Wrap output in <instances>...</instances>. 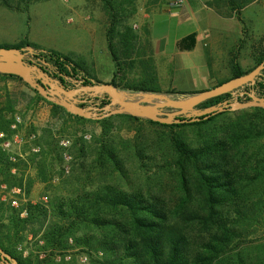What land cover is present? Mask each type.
<instances>
[{
	"label": "trees",
	"instance_id": "obj_1",
	"mask_svg": "<svg viewBox=\"0 0 264 264\" xmlns=\"http://www.w3.org/2000/svg\"><path fill=\"white\" fill-rule=\"evenodd\" d=\"M105 3L109 5L106 0ZM108 8L114 23L115 10ZM195 46L196 34L178 43L181 52L193 51ZM1 48L22 50L29 64L47 63L46 71L67 89L75 83L82 87L101 84L88 78L84 69L71 58L55 51L40 49L29 42ZM109 49L119 68L120 60L112 42ZM254 55L256 68L264 64V48L256 50ZM231 70V79H234L254 69L243 70L233 58ZM0 78L22 81L17 76L1 73ZM245 88L264 99V71L254 85ZM135 90L161 94L154 87L141 86ZM5 97L0 94V132L11 138L17 133L12 129L16 124L15 108L11 96ZM106 99L101 101L102 106L110 105L107 95ZM230 100L231 94H226L196 109L219 107ZM250 101L247 98L241 103ZM51 105L54 114L65 113L86 121L55 103ZM227 114L234 117L216 129L212 124ZM147 121L167 132L165 143L171 156L161 163L153 162L156 157L144 156L141 151L136 157L142 167H145V159H151L158 171L171 173L175 189L173 198L161 196L159 190L145 191L131 185L128 168L111 143L105 140L108 120L104 119L98 121L103 134L93 166L112 168V177L118 174L122 184H116L113 179L84 186L67 196L57 195L51 200L50 209L30 203L21 209L0 204V216L7 221L0 225V249L13 256L11 248L20 238L19 227L36 221L42 229V248L64 251L72 239L76 246L101 250L106 255L104 264H264V109L227 111L207 119L203 117L195 123L164 125ZM188 129L197 131L198 141H189ZM39 166V177L46 182L49 166L46 162ZM19 167L20 163L11 162L0 148V175L5 183L23 187L20 174H12L13 168ZM27 194H30V187ZM25 210L27 218H21ZM18 262L45 264L46 260L36 263L29 258ZM0 264L4 263L0 261Z\"/></svg>",
	"mask_w": 264,
	"mask_h": 264
},
{
	"label": "rangeland",
	"instance_id": "obj_2",
	"mask_svg": "<svg viewBox=\"0 0 264 264\" xmlns=\"http://www.w3.org/2000/svg\"><path fill=\"white\" fill-rule=\"evenodd\" d=\"M107 1L109 5H106L105 0H0V46L12 47L21 42H29L40 49L55 51L69 58L79 56L80 63H84L88 47L93 50L94 56L98 55L101 59L102 67L106 71L105 77L117 74L114 79L115 86L112 82L109 84L114 87L120 98L130 102L144 101V104L150 106L162 102L152 96V93L137 91L135 88L141 87L146 80L142 70L146 67L149 56L148 45L143 38L148 35L153 20L162 22V26L178 23L175 17L169 18L168 23L165 20L171 16L168 7L171 0ZM203 1L201 8H206L202 14H211L212 9L219 3ZM193 2L197 1L190 0L189 4ZM227 2L230 15L238 19H241L242 10L245 8L246 11H264V0ZM109 6L115 10L114 23L110 18ZM194 9L197 10L198 7ZM257 15L251 18L254 25L243 21L244 39L238 42L235 49L234 60L247 72L256 68L255 51L264 48V35L260 34L264 30V22L259 23ZM187 20H183V30L193 28L194 22ZM213 24L215 27L219 25L217 22ZM158 33L153 32L151 36L160 35ZM105 37L109 43H113L114 51L120 60L119 68L112 59ZM230 43H233V40H230ZM28 49L31 48L26 50ZM199 55L196 53L187 57L188 62L183 68L189 71L188 74L178 72V69L182 68L178 63L171 67L173 73L165 85L176 87L177 92H162V98L180 100L182 97L191 98L211 90L209 72ZM218 75H215L214 79L220 81ZM88 78L93 80L89 75ZM78 88H82L81 84ZM35 91L24 80L0 78V94L3 98H6L7 94L11 96L15 117L20 119L15 156H8L11 162L20 163L19 168H13L12 174H20L25 192V196L20 198L21 207L15 209L26 208L29 203L50 209L51 200L57 195L67 196L84 186L110 182L113 179L116 184H122L118 174L112 177V168L97 169L93 166L103 134L102 125L98 121L104 119L108 120L105 140L111 143L117 156H121L122 162L128 168L131 185L145 191L159 190L158 194L161 196L173 198V176L154 168L156 161L161 163L163 159L171 156L165 143L167 132L151 126L147 121L149 119L135 112L112 114L119 107L102 106L101 101L107 100V94L104 92L87 90L77 96L79 100L87 103L85 108H91L95 116L103 117L101 120L79 121L65 113L54 114L51 105L53 102L42 100ZM232 117L234 115L227 114L218 118L212 125L216 129L222 128L227 119ZM187 136L190 142L198 141L197 131L193 129L187 130ZM63 140L70 141L71 146L64 148L61 145ZM34 148H39L40 151L35 152ZM139 151L144 156L156 157L153 161L155 163L151 159H145V167H142L136 157ZM65 154L71 156V159L67 160ZM13 157L16 161L12 160ZM41 162H46L49 166L46 182L39 177ZM0 183H5L1 175ZM6 184L11 188L19 187ZM29 187L30 194H27ZM44 196H48V203L42 201ZM0 204L12 207L7 202L0 201ZM27 215L25 210L21 218H27ZM6 222L0 216V225ZM19 230L22 240L19 238L11 248L13 256L10 255L17 261H26L29 258L36 263L46 260L45 264H104L106 261V255L101 250L76 246L72 239L69 241V248L64 251L42 248V229L36 221L19 227Z\"/></svg>",
	"mask_w": 264,
	"mask_h": 264
},
{
	"label": "crops",
	"instance_id": "obj_3",
	"mask_svg": "<svg viewBox=\"0 0 264 264\" xmlns=\"http://www.w3.org/2000/svg\"><path fill=\"white\" fill-rule=\"evenodd\" d=\"M196 1V3L193 2L189 4V0L186 6L181 10L169 9L171 16L165 18V20L168 23L169 18L175 17L178 22L175 25L165 24L162 26V22L158 23L157 20H153L152 26L149 27L148 35H145L143 38L144 42L148 45L149 57L147 65L144 68L145 70H142L143 75L146 77L142 86L157 88L161 93L177 92L176 87H171V85L168 87L165 85L167 79L172 76L171 74L173 71L171 70V67L178 63V65L180 64V67H182L178 69V72L180 71L179 73L188 74L189 71L186 69L184 70L183 67L185 63L188 62L187 57L196 53L200 54L199 57L204 65H206L209 72V87L211 89L220 86L232 78L231 60L235 56V49L238 46V42L244 39L243 21H249L254 25V20L252 21L251 18L255 14H258V22L262 23L264 22V11H251L248 9L246 11L245 8L242 10L243 13L241 19H238L235 16L230 15L227 0H206L210 2L218 1L219 3L217 7L212 9L211 14H202L201 12L206 8L204 5V8H201L204 1ZM194 7H198V9L195 10ZM184 18H187V21L194 22L191 30L182 29ZM214 22H217L219 25L215 27L213 24ZM153 32H159L158 34L160 35L152 37L151 33ZM192 34H196L195 49L193 51L181 52L178 49V43ZM260 34L263 36L264 30L260 32ZM230 40H233V43H230ZM106 41L109 50V42L107 38ZM92 51V49H88L87 47V56L83 61L84 63H80L79 60L81 58L79 56L71 57V59L80 65L85 73L94 81H99L102 84L111 83L114 79L115 73H113V77H105L104 74L106 71L102 67L103 63H101V59H99L98 55L94 56V54H92ZM217 74H219L220 81L214 79V76ZM186 98L188 97H182L181 100ZM16 142V140L13 142V153H15Z\"/></svg>",
	"mask_w": 264,
	"mask_h": 264
},
{
	"label": "water",
	"instance_id": "obj_4",
	"mask_svg": "<svg viewBox=\"0 0 264 264\" xmlns=\"http://www.w3.org/2000/svg\"><path fill=\"white\" fill-rule=\"evenodd\" d=\"M28 51L31 52L32 50L28 49ZM26 58L27 54L22 50L1 48L0 73L21 78L45 99L64 107L70 114L84 119H103L102 116H95L91 108H84L79 105L81 101L77 96L87 90H92L95 93H106L110 98V105L108 106L116 105L119 107L118 110H115L112 114L135 112L141 114L152 122L164 125L195 123L199 122L203 117L207 119L210 116L225 113L227 111L236 112L251 108L264 109V99L255 95L252 96L250 102L245 104L224 103L219 107L209 108L203 111L196 109L199 105L210 99L229 94L247 85H254L257 78L261 75L262 71H264V64L258 66L247 75L231 79L214 89L195 95L191 98L183 100H168L162 98L160 95L153 94L152 96L162 102L150 106L144 104V101L130 102L120 98V95L110 84L67 89L46 71L44 67L47 66V63L29 64L27 63ZM75 84L79 86L80 83ZM166 110L174 111L166 112ZM182 117H184V120ZM0 254L3 259L8 261L11 260L12 264H19L16 259L4 253L1 249Z\"/></svg>",
	"mask_w": 264,
	"mask_h": 264
},
{
	"label": "built area",
	"instance_id": "obj_5",
	"mask_svg": "<svg viewBox=\"0 0 264 264\" xmlns=\"http://www.w3.org/2000/svg\"><path fill=\"white\" fill-rule=\"evenodd\" d=\"M188 2H189V0H171L168 3V7L170 10H181L182 8H184L186 6V4ZM245 87L246 86L229 93V94H231V100H230V102H226V103H230V104L241 103L242 101L247 100V98L251 99L253 95L257 96L255 94V92L250 91V90L246 89ZM257 97H259V96H257ZM19 123H20V119L18 117H16V124H14L12 126V129L18 130ZM14 140H16L17 142L19 141L18 132L16 134H14L11 138H9L5 133L0 132V147L2 148V150L4 152L7 153L8 156H15L13 153V142H14ZM61 145L64 148H69L71 146V142L68 140H63L61 142ZM33 150L35 152L40 151L39 148H34ZM65 156H66L67 160L71 159V156H68L67 154H65ZM12 160L16 161V158L13 157ZM23 196H25L24 189L19 188V187L11 188L6 183H0V201L7 202V203L11 204V206L14 208H20L21 207L20 198ZM24 201H25V203L27 202V200H24ZM42 201L44 203H48V201H49L48 196H44L42 198ZM71 243H72V240H71ZM99 255H102V253H99Z\"/></svg>",
	"mask_w": 264,
	"mask_h": 264
},
{
	"label": "flooded vegetation",
	"instance_id": "obj_6",
	"mask_svg": "<svg viewBox=\"0 0 264 264\" xmlns=\"http://www.w3.org/2000/svg\"><path fill=\"white\" fill-rule=\"evenodd\" d=\"M72 85V84H71ZM76 87H78L77 86V84H74V86L73 87H71V88H68V89H74V88H76ZM81 101V103L79 104V105H85V106H87V103L86 102H84L83 100H80ZM95 105V104H94ZM97 106H98V104H96ZM101 105V104H100ZM174 110H169V111H166V112H173ZM183 119H184V117H182ZM2 255L0 254V261H2L4 264H12V261L11 260H6V259H3L2 257H1Z\"/></svg>",
	"mask_w": 264,
	"mask_h": 264
}]
</instances>
